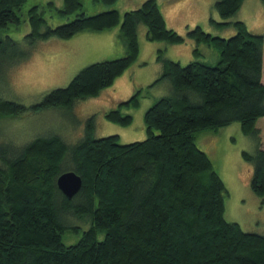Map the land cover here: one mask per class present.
Here are the masks:
<instances>
[{
  "label": "trees",
  "instance_id": "obj_1",
  "mask_svg": "<svg viewBox=\"0 0 264 264\" xmlns=\"http://www.w3.org/2000/svg\"><path fill=\"white\" fill-rule=\"evenodd\" d=\"M25 1L0 0V29L20 28L16 11ZM96 1L110 5L116 0ZM241 2L215 0L214 8L227 18ZM80 8L81 0H63L58 12L66 16ZM26 15L28 52L5 35L0 37V58L16 54L12 61L24 59L37 40L117 24L125 50L119 57L83 66L66 85L31 104L33 110L70 107L111 85L137 57L139 23L146 26L149 40L177 44L190 38L214 47L218 59L208 64L194 47L195 57L181 64L157 49L161 72L154 81L167 79L172 92L144 111L146 136L141 140L120 143L117 134L94 137L90 115L82 138L71 147L57 134L35 136L17 147L0 143V264H264V235L224 218L225 185L195 142L196 131L216 130L232 121H239L244 134L259 133L255 122L264 116V34L251 32L242 20L217 23L234 26L229 36L212 35L199 25L179 34L167 27L157 0H143L121 16L115 8L80 12L54 26L46 24L37 5L29 6ZM139 97L136 89L106 111L105 118L129 124L132 116L121 108L137 107ZM25 108L0 97V117ZM241 156L253 166L251 189L264 195V148L242 150ZM63 170H74L82 180L71 198L55 183ZM74 218H85L89 226L80 230L70 225ZM65 230L79 233L78 238L65 243Z\"/></svg>",
  "mask_w": 264,
  "mask_h": 264
},
{
  "label": "rangeland",
  "instance_id": "obj_2",
  "mask_svg": "<svg viewBox=\"0 0 264 264\" xmlns=\"http://www.w3.org/2000/svg\"><path fill=\"white\" fill-rule=\"evenodd\" d=\"M142 1L116 0L107 5L96 0H81V8L65 16L58 12L63 7V0H26L16 11L20 28L0 29V37L10 36L28 52L29 46L24 35L30 31L26 13L31 5H37L46 24L54 26L80 12L90 15L115 8L121 16L124 10L137 7ZM214 1L157 0L167 27L173 28L179 34H185L187 29L196 25L212 35L229 36L234 33L231 23L217 24L222 20H242L251 32L264 34L262 0H242L239 8L227 18L220 17L214 8ZM8 26H13V23ZM145 33L146 26L139 23L137 57L111 85L103 88L96 96L76 99L70 107L50 106L33 110L30 106L39 102L47 91L66 85L88 63L123 55L125 50L119 37L118 24L105 30L77 31L68 38L50 36L37 40L24 59L12 61L16 54L11 59L9 56L0 58V97L26 106L14 115L0 117V143H10V146L17 147L35 136L57 134L71 147L82 138L85 120L90 115H94V137L117 134L120 143L145 138L144 111L158 97L172 92L167 79L154 81L161 71L160 61L156 59L157 49H162L166 58L181 64L195 57L192 52L194 47L201 53L198 58L208 64H215L218 59L217 50L207 44H195L190 38L182 43L171 44L161 40H149ZM6 53L11 55L13 51ZM262 78L264 79V63ZM136 89L140 90L139 105L121 108L122 113L131 114L132 120L129 124L121 125L105 118L106 111L116 107L119 100L126 99ZM255 126L259 128L257 135L244 134L239 121H232L216 130L196 131L195 142L211 158L213 167L225 185L224 218L237 222L245 231L264 235V195H257L251 189L253 166L241 156L242 150L254 153L258 147L264 148V119L257 118ZM69 224L77 225L81 230L89 226V221L85 218H74ZM102 235L99 233L98 237L101 238ZM78 236L79 233L71 234L65 230L62 239L69 243Z\"/></svg>",
  "mask_w": 264,
  "mask_h": 264
},
{
  "label": "water",
  "instance_id": "obj_3",
  "mask_svg": "<svg viewBox=\"0 0 264 264\" xmlns=\"http://www.w3.org/2000/svg\"><path fill=\"white\" fill-rule=\"evenodd\" d=\"M81 177L74 170H63L57 174L55 183L65 197L71 198L81 186Z\"/></svg>",
  "mask_w": 264,
  "mask_h": 264
},
{
  "label": "crops",
  "instance_id": "obj_4",
  "mask_svg": "<svg viewBox=\"0 0 264 264\" xmlns=\"http://www.w3.org/2000/svg\"><path fill=\"white\" fill-rule=\"evenodd\" d=\"M187 39V38H186ZM264 44V43H263ZM263 63H264V55H263V53H262V68H263ZM161 72V71H160ZM261 81L262 82H264V79L262 78V70H261ZM259 118H261L262 120L264 119V116H261V117H259Z\"/></svg>",
  "mask_w": 264,
  "mask_h": 264
}]
</instances>
